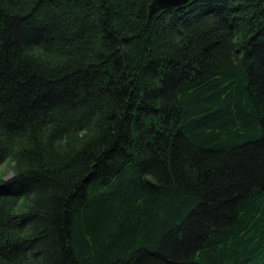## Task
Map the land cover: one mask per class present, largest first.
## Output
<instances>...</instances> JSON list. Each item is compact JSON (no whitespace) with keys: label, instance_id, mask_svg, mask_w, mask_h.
<instances>
[{"label":"trees","instance_id":"obj_1","mask_svg":"<svg viewBox=\"0 0 264 264\" xmlns=\"http://www.w3.org/2000/svg\"><path fill=\"white\" fill-rule=\"evenodd\" d=\"M152 1L0 0V264H264V0Z\"/></svg>","mask_w":264,"mask_h":264},{"label":"water","instance_id":"obj_2","mask_svg":"<svg viewBox=\"0 0 264 264\" xmlns=\"http://www.w3.org/2000/svg\"><path fill=\"white\" fill-rule=\"evenodd\" d=\"M191 0H153L149 6V18L152 19L161 10H174L186 5Z\"/></svg>","mask_w":264,"mask_h":264},{"label":"clouds","instance_id":"obj_3","mask_svg":"<svg viewBox=\"0 0 264 264\" xmlns=\"http://www.w3.org/2000/svg\"><path fill=\"white\" fill-rule=\"evenodd\" d=\"M8 168V162H5V164L0 165V181H7L12 179V174L5 175Z\"/></svg>","mask_w":264,"mask_h":264},{"label":"rangeland","instance_id":"obj_4","mask_svg":"<svg viewBox=\"0 0 264 264\" xmlns=\"http://www.w3.org/2000/svg\"><path fill=\"white\" fill-rule=\"evenodd\" d=\"M6 162H8V168H7V171H6L5 175L7 176L8 174H12V176H13V174H14V163L12 161H10V160H8ZM3 164H5V163H3ZM3 164H1V165H3ZM23 209L24 208L22 207V210Z\"/></svg>","mask_w":264,"mask_h":264}]
</instances>
